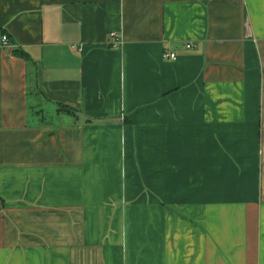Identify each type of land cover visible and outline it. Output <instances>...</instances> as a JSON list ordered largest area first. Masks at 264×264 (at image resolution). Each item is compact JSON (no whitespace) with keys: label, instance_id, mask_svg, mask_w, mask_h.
<instances>
[{"label":"crops","instance_id":"crops-1","mask_svg":"<svg viewBox=\"0 0 264 264\" xmlns=\"http://www.w3.org/2000/svg\"><path fill=\"white\" fill-rule=\"evenodd\" d=\"M262 143L264 0H0V264H264Z\"/></svg>","mask_w":264,"mask_h":264},{"label":"built area","instance_id":"built-area-1","mask_svg":"<svg viewBox=\"0 0 264 264\" xmlns=\"http://www.w3.org/2000/svg\"><path fill=\"white\" fill-rule=\"evenodd\" d=\"M111 38H114V46H120L121 45V41L118 39V37H116L115 34H111ZM2 45L3 46H6L7 45V37L6 36H3L2 37ZM186 49L190 50L193 46L192 44H185L184 46ZM163 58L164 60L166 61H169V60H176L177 59V56L174 52H164L163 53ZM261 149L264 151V143L261 144Z\"/></svg>","mask_w":264,"mask_h":264},{"label":"trees","instance_id":"trees-1","mask_svg":"<svg viewBox=\"0 0 264 264\" xmlns=\"http://www.w3.org/2000/svg\"><path fill=\"white\" fill-rule=\"evenodd\" d=\"M15 55L17 56V57H19V58H21V59H27L28 61H30L29 59H28V57H27V54H25V53H23V52H21V51H17V52H15Z\"/></svg>","mask_w":264,"mask_h":264}]
</instances>
